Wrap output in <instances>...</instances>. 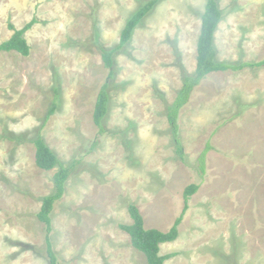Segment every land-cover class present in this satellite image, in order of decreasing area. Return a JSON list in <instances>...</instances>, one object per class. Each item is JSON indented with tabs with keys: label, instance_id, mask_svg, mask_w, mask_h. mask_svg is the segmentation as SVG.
Masks as SVG:
<instances>
[{
	"label": "rangeland",
	"instance_id": "1",
	"mask_svg": "<svg viewBox=\"0 0 264 264\" xmlns=\"http://www.w3.org/2000/svg\"><path fill=\"white\" fill-rule=\"evenodd\" d=\"M148 1L0 0V44L11 26L36 21L24 35L28 57L0 53V264H49L38 213L57 169L36 165L31 141L42 131L63 164L79 162L52 213L56 264H147L120 229L133 222L129 206L146 229L168 232L191 185L199 190L178 238L161 246L173 254L164 264H264V66L212 73L195 88L180 114L182 158L168 120L196 73L208 0L158 2L114 55L106 132L94 124L108 78L99 48L117 47ZM218 3V62H263L264 0Z\"/></svg>",
	"mask_w": 264,
	"mask_h": 264
},
{
	"label": "trees",
	"instance_id": "2",
	"mask_svg": "<svg viewBox=\"0 0 264 264\" xmlns=\"http://www.w3.org/2000/svg\"><path fill=\"white\" fill-rule=\"evenodd\" d=\"M159 1L160 0H149L132 15L122 31L120 43L117 47L113 49H105L100 46L99 48L101 50L105 67L108 69V78L101 86L97 95L93 115L94 124L98 128L100 134H104L106 132L104 121L108 114L109 105L108 80L114 75V55L132 41L136 28L151 13ZM221 20L222 11L220 10L218 0H208L202 17L201 32L197 44L196 73L193 76L186 75L184 77L183 88L180 90L174 104L169 106L167 109L174 146L181 158L184 156V148L179 136L180 114L182 108L189 104L195 88L212 73L239 71L248 67L258 68L264 66V61L257 64L244 63L239 66H232L218 62L217 50L214 45V37ZM35 22L36 21L33 20L21 30L11 26V29L14 30V35L10 40L0 44V53L17 52L24 57H28L30 55V47L27 40L24 38V35L32 28ZM56 107L57 104L52 103L47 115V121H49L51 116L55 113ZM42 132L31 141V144H33L36 149V165L43 171L48 172L57 169V172L54 176L55 192L52 195L44 197L41 210L38 213V219L45 225L46 228V246L50 259L49 264H56L57 257L53 250L51 241V233H53L52 213L55 210L56 204L64 197L67 182L72 175L73 169L77 164H79V162L74 161V163H71L70 165L63 164L59 160L57 154L46 143ZM96 145L97 142H94L92 148ZM206 154L207 151H204L200 157V168L202 172L205 171ZM198 190V185H191L185 190V207L183 213L168 232H162L157 229H146L144 218L139 209L135 205L129 206L128 210L133 222L131 225H121L120 229L129 235L132 247L144 254L147 264H164L167 260L173 257V254L166 256L161 255V246L166 243H172L178 238L179 226L182 223L183 216L189 208V200L198 192Z\"/></svg>",
	"mask_w": 264,
	"mask_h": 264
}]
</instances>
